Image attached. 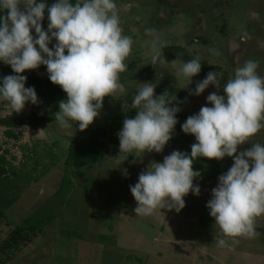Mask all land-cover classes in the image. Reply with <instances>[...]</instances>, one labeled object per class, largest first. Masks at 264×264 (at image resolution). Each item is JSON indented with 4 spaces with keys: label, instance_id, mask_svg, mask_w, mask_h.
<instances>
[{
    "label": "rangeland",
    "instance_id": "374dc122",
    "mask_svg": "<svg viewBox=\"0 0 264 264\" xmlns=\"http://www.w3.org/2000/svg\"><path fill=\"white\" fill-rule=\"evenodd\" d=\"M55 1L45 2L50 7ZM114 2L123 35L133 41L131 53L125 60L127 71L120 74L124 91L105 97L98 117L84 131L73 121H69L71 128L60 127L55 113L63 100L52 98L37 99L36 104L28 102L19 112L24 115L38 112L49 119L38 131L22 129L24 138L20 143L6 140L4 129H0V154L7 152L8 159H14L13 165L17 167L23 158L19 147L25 144L32 149L39 141L41 150L53 146L58 156L56 166L51 167V162H46L47 172L43 177L22 186L18 201L0 222V245L16 226L39 208L45 209L51 217L44 232L32 244L0 255L3 264H264V215L255 219L256 235L233 239L222 236L206 207L212 190L218 185V177L232 166V158L194 160L193 170L199 171L201 176L194 179L193 185L199 186L200 193L189 192L179 211L157 208L150 216H138L134 211L137 203L130 191V186L138 182L139 174L152 161L163 163L173 151L191 155V145L196 140L182 131V124L189 116L198 114L202 106L211 107L206 98L217 92L216 87L210 85L201 95H190L202 77L198 74L190 83L188 78L178 75L181 64L173 66L165 62L162 48L184 47L200 61L220 66L228 80L234 77L236 68L253 60L258 63L257 74L264 78V0ZM149 28L156 30L155 35L163 45H158L161 56L154 66L151 65L154 37L145 31ZM245 32L250 37L246 40L242 39ZM31 34L36 38L34 29ZM213 50L220 54L216 55ZM3 69L12 72L9 65L0 62V71ZM29 73L44 79L41 66ZM140 83L156 86L155 96L166 91L175 96L182 102L184 118L177 119L172 138L162 152L134 151L119 157L118 133L124 119L131 118L130 101L138 93ZM124 104L129 105L127 110ZM13 112L0 100V117ZM98 129L103 134L98 135ZM95 133L103 143V160L86 168L66 169L64 160L70 141L74 138L88 140ZM251 142L264 143V128ZM250 147L251 144L239 146L238 153ZM216 164L218 169L214 168ZM66 175L73 181L74 188L67 197L59 199L56 193ZM220 238L226 239L227 246H218L216 241Z\"/></svg>",
    "mask_w": 264,
    "mask_h": 264
},
{
    "label": "clouds",
    "instance_id": "9594fccd",
    "mask_svg": "<svg viewBox=\"0 0 264 264\" xmlns=\"http://www.w3.org/2000/svg\"><path fill=\"white\" fill-rule=\"evenodd\" d=\"M116 8L114 0H76L74 4L70 0H56L50 7L37 0H0V10L6 11V15L0 16V62L15 73L0 81V100L7 101L14 112L22 111L28 102L36 104L35 89L25 87L27 77L22 73L44 65L50 81L67 95L66 100L59 102L55 121L61 128H71L69 121H73L80 131L86 130L98 117L104 98L124 91L120 74L127 71L125 60L133 41L123 35ZM46 9L49 23L44 31ZM33 29L36 38L31 34ZM145 31L154 37V66L160 60L163 45L155 29ZM248 38L245 32L242 39ZM53 40L56 43L50 49L48 45ZM170 63L181 64L178 75L188 78L190 83L201 71L199 58L183 63L175 59ZM257 68L258 63L253 60L236 68L234 77L223 86V95L218 94L221 85L217 72H209L197 82L190 95L199 96L210 85L217 92L206 98L211 107L202 106L198 114L189 116L182 124V131L196 140L191 145V155L173 151L163 163L152 161L139 174L138 182L130 186L137 203L136 215L150 216L157 208L179 211L189 192L200 193L199 186L193 185L194 179L201 176L193 170L194 160L230 157L233 164L218 177L206 207L223 237L256 235L255 219L264 215V143L251 142L264 128V78L257 74ZM140 85L130 105L136 115L125 118L118 133L119 157L134 151L162 152L178 122L181 101L167 91L155 96L156 86L152 83ZM124 108L127 110L129 105L124 104ZM245 144L251 147L238 153V147ZM216 243L227 246L224 238Z\"/></svg>",
    "mask_w": 264,
    "mask_h": 264
},
{
    "label": "trees",
    "instance_id": "16d2710c",
    "mask_svg": "<svg viewBox=\"0 0 264 264\" xmlns=\"http://www.w3.org/2000/svg\"><path fill=\"white\" fill-rule=\"evenodd\" d=\"M47 2L49 0H39ZM56 2V1H55ZM75 3L76 0H70ZM6 15L5 10H0V16ZM48 13H44L42 21V28L44 31L48 29ZM56 41L53 40L48 46L50 49L54 48ZM39 50V48H38ZM67 54V53H66ZM162 55L165 62L170 63L175 59L180 62H188L197 58L193 53L181 46H165L162 48ZM201 71L200 76L204 80L209 72H217L220 78V91L219 94L223 95V86L228 81V75L220 66H214L207 61H200ZM43 80L37 75L25 71L22 75L27 77L25 87L35 89L37 99L44 100L46 98L66 100V93L57 85H54L48 78L47 68L41 65ZM8 75H15L6 69L0 71V81ZM2 86V83H0ZM132 100L130 101V105ZM2 104L9 105L7 101L2 100ZM176 106V105H173ZM180 111L176 115V119L184 118L181 113V105L179 104ZM136 111L133 109L129 114L134 118ZM49 119L40 115L38 112H31L29 115H24L19 112L0 117V129H4V137L6 140L20 143L24 135L22 129L26 128L31 132L38 131L42 126L48 123ZM98 135L103 134L101 129L97 131ZM95 133L91 139L84 140L81 138H74L70 141L67 156L64 160L66 169L69 168H86L91 165L101 162L104 158L103 143L98 140ZM56 146V145H54ZM40 143L35 142L32 149L28 145H23L20 148L22 152V160L17 166L13 165V160L8 159V153L0 154V222L3 220L4 214L7 210L12 208L19 199L23 185H29L33 181L39 180L47 172V161L51 162V167L56 166L58 156L53 152L52 147H46L42 150L39 149ZM1 148V147H0ZM16 160V159H15ZM215 169L219 165L214 166ZM67 174V173H66ZM208 176L212 175L208 173ZM74 188V183L67 175L63 179V183L59 188L56 196L60 198L67 197ZM51 207V206H50ZM52 212V209L50 208ZM50 213L47 215L46 210L39 208L37 211L29 215L21 224L16 226L9 234L8 238L0 245V255H8L9 252L20 250L24 246L32 244L35 239L44 232L46 225L51 217ZM0 264H3V259L0 258Z\"/></svg>",
    "mask_w": 264,
    "mask_h": 264
}]
</instances>
